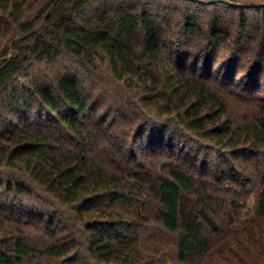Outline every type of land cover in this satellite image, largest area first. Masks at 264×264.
<instances>
[{
    "label": "trees",
    "instance_id": "1",
    "mask_svg": "<svg viewBox=\"0 0 264 264\" xmlns=\"http://www.w3.org/2000/svg\"><path fill=\"white\" fill-rule=\"evenodd\" d=\"M213 1L0 0V264H264V0Z\"/></svg>",
    "mask_w": 264,
    "mask_h": 264
},
{
    "label": "water",
    "instance_id": "2",
    "mask_svg": "<svg viewBox=\"0 0 264 264\" xmlns=\"http://www.w3.org/2000/svg\"><path fill=\"white\" fill-rule=\"evenodd\" d=\"M213 2H223V3H226L225 0H215ZM200 214L203 217V219L210 225V227L212 229H214L215 231H218L219 230V226L217 225V223L215 221H213V219L210 218V216L205 212L204 209H201Z\"/></svg>",
    "mask_w": 264,
    "mask_h": 264
},
{
    "label": "rangeland",
    "instance_id": "3",
    "mask_svg": "<svg viewBox=\"0 0 264 264\" xmlns=\"http://www.w3.org/2000/svg\"><path fill=\"white\" fill-rule=\"evenodd\" d=\"M253 206V203L251 202L250 204H249V207H252Z\"/></svg>",
    "mask_w": 264,
    "mask_h": 264
}]
</instances>
